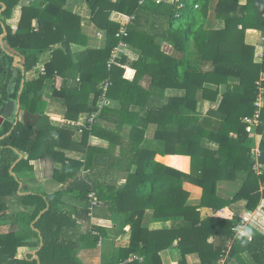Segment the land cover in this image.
I'll use <instances>...</instances> for the list:
<instances>
[{"label":"trees","instance_id":"16d2710c","mask_svg":"<svg viewBox=\"0 0 264 264\" xmlns=\"http://www.w3.org/2000/svg\"><path fill=\"white\" fill-rule=\"evenodd\" d=\"M22 1L29 4L22 5ZM67 1L0 0V109L6 101L18 100L26 111L41 114L35 127L6 122L0 132V221L5 219L10 225L7 230L0 226V264H82L79 252L96 246L106 235L101 227L82 231L79 221L84 217L88 222L101 204L108 215L123 214L125 225H130L128 231H119L130 242L122 259L137 254L142 261L123 264H161L159 253L167 249L177 251V264H188L191 254L198 255L200 264H219L224 253V264H240L239 256L247 258L242 264H264V232L245 224L240 210L231 219L219 214L239 203L244 204L243 210L255 212L264 200V140L257 145V157L243 121L255 114L257 82L264 72V55L260 63L254 62V47L245 43V33L264 32V0L143 4L139 0H83L90 11L87 26L106 31L107 41L103 50H88V58L78 63L72 62L69 47L86 46L87 39L82 19L65 10ZM16 11L19 18L12 22ZM113 12L128 16L129 23L112 22ZM210 18L222 22V28L210 29ZM55 44L65 53L52 51ZM120 45L139 51L138 58L131 61L118 53L112 59ZM46 53H52V58L45 74L26 78L23 72L32 71ZM15 56L21 58L23 72L13 65ZM144 78L147 89L139 86ZM47 79H53L54 91L43 99ZM61 79H79V87L59 86ZM222 85L224 94L219 91ZM166 90L182 91L183 96L152 106L150 99L163 98ZM103 94L121 105L115 130L102 129V122L108 125L104 117L108 109L99 103ZM52 101L66 108L67 120L74 121L82 113L94 115L87 130H81L79 141L67 128L46 129L44 111ZM201 102L218 103L216 109L207 111L204 122L198 112ZM131 106L145 108V112H128ZM211 120L217 125L210 124ZM259 122L255 132L260 136L264 99ZM150 123L155 131L148 142L160 149L147 145L145 126ZM124 124L131 126L125 136L121 134ZM91 137L107 147L90 144ZM56 148L81 153L85 160L66 158ZM14 151L26 153L27 159L19 160L18 154L9 157ZM46 159L60 164L52 173L61 185L59 190L20 194L13 174L30 171L31 161ZM237 172L245 173L238 193L231 200L219 198L217 183L234 181ZM114 176L123 178L125 184L118 187L116 181L106 180ZM184 184L201 189L199 206L186 204L189 192ZM91 194L98 203L92 212ZM74 201L83 207L69 205ZM9 205L11 212L7 213ZM199 209L212 214L201 218ZM146 210L152 212L153 222H170L171 228L142 229L141 216ZM21 248L37 250V258L33 254L16 258Z\"/></svg>","mask_w":264,"mask_h":264},{"label":"crops","instance_id":"0c3cea01","mask_svg":"<svg viewBox=\"0 0 264 264\" xmlns=\"http://www.w3.org/2000/svg\"><path fill=\"white\" fill-rule=\"evenodd\" d=\"M115 2L116 0H112ZM172 1V0H170ZM20 4L22 5H28L29 1H22ZM65 10L74 14L75 16H79L82 19L81 25H82V30L83 33L86 35L87 43L85 45H76V44H71L69 47L70 50V56L72 59L73 63H78L83 61L85 58H88V50H103V48L106 45L107 41V32L104 30L98 29L95 25H88L87 26V21L90 17V11L86 5V3L83 0H68L66 5H65ZM20 12L16 11L14 13V19L12 22H16L17 19L19 18ZM110 20L116 24L119 25H127L130 21V18L128 16H125L123 14L113 12L111 14ZM210 23L215 24V27L210 28ZM34 26L36 23L33 24ZM208 27L210 29H220L222 28V22L215 20L214 18H210L208 21ZM245 43L249 46L254 47V62L260 63L262 61V57L264 55V32H259L255 30H247L245 33ZM56 50H62L63 53L65 51L62 49V46L60 44H55L53 46L52 51ZM125 54L129 60L134 61L138 58L139 51L133 49L132 47L129 46H123L120 45L114 54ZM52 53H46L44 55H41L39 57V62L37 66L30 72H23V63L21 61V58L19 56H15L13 58V65L17 66L25 75L26 78H37L40 75V71L43 68L44 74H45V68L46 65L51 61L52 58ZM261 55V59L258 58V56ZM74 76V74H73ZM72 76V77H73ZM74 78V77H73ZM59 86L63 84V87L66 86L71 89H77L80 84V80H69V79H62L58 81ZM139 86L142 89H147L148 86V79L144 78L139 82ZM224 85L219 87L220 94H224L226 89ZM54 91V82L53 79H47L43 83V99H49L50 95ZM183 92L178 91V90H166L163 98L158 97L159 99L152 97L150 99V104L152 106L159 107L160 105L168 103L170 100L176 97H182ZM118 95V94H117ZM93 95H90L89 97V103L92 102ZM99 103L103 107H106L108 109V112H105V116L107 119L108 125L103 124L102 122V129L111 131L115 130V127L117 124V120L119 119V114L116 112H119L121 110V105L118 100H108L106 97L102 98ZM220 100V99H219ZM15 101V100H13ZM18 101V100H16ZM6 103V102H5ZM98 103V104H99ZM5 106V105H4ZM218 107V103H207V102H201L198 105V112L199 116L201 118V121L204 122L206 121V113L209 109H216ZM2 109V108H1ZM0 109V110H1ZM26 110L22 109V106L20 107V116H18V122H16V119H6L2 122L0 126V132L2 131V128L6 122H12L14 125L16 124H23L21 121V114L25 112ZM28 112V111H27ZM128 112H134L135 114L143 115L145 112V108L138 107V106H131L128 110ZM39 116V119L37 123L33 126L29 127H35L38 125L40 121L41 114L39 113H32ZM44 114L47 117L48 124L46 126V129L49 127L55 128V129H68L72 132V137L74 140L79 141L80 140V135H81V130L85 129L87 130V126H89L90 119L93 116V114H88V113H82L80 114L76 120L70 121L67 120L65 115H66V108L59 102H48ZM3 114L0 113V117H2ZM96 116V114H95ZM140 119V118H139ZM140 121V120H139ZM93 123V122H92ZM101 123V122H100ZM210 124L213 126L217 125V122L214 120L210 121ZM25 126V125H24ZM146 139H147V145L153 149H160V145L152 144V142H148L149 139H152L154 131H155V125L154 124H147L146 126ZM45 129V125H44ZM45 129V131H47ZM131 129V126L128 124H124L121 134L125 136L128 131ZM50 130V129H49ZM52 134V133H51ZM252 138V147H256L259 145L260 141L264 140V131L262 135H257L255 132L254 135L250 136ZM3 138H0V141ZM90 144L94 146H100V147H107L106 143H104L101 139L99 138H93L91 137L89 140ZM120 142L121 140L116 141V146L114 149V154L115 156L118 155L119 152V147H120ZM255 145V146H254ZM215 148H217L215 146ZM214 148V149H215ZM58 152H62L66 158L69 159H75V160H85V156L81 153H76L72 151H66V150H61L59 148L55 149ZM13 151V150H11ZM13 154H18L19 160L21 159H27V154L26 153H14L12 152L9 154L11 157ZM1 158V154H0ZM109 159V158H108ZM18 160V161H19ZM17 161V162H18ZM15 165V164H14ZM13 165V166H14ZM30 165L32 166V169L30 171H22L19 172L18 174H13L14 176L16 175L18 181H19V187H20V194H25V193H39V194H52L56 191L59 190L60 184L55 182L52 179V173L54 169H57L60 167L59 163L53 162L51 159H46V160H35L31 161ZM49 165V175L48 177L44 176L43 173V167ZM13 166L11 168V172L13 169ZM261 166H257L258 171L260 170ZM87 172V171H86ZM244 178H245V173H240L237 172L236 174V179L234 181H219L216 186V194L219 198L225 199V200H231L240 190L244 183ZM107 181H116L117 186L120 187L125 184V180L121 177L114 176V178L109 177L106 178ZM184 189L189 192V198L187 200V205L189 206H199L201 203V189L198 187H195L193 185L189 184H184ZM77 209H81L83 207V204L74 201V203L69 204ZM243 203H239L236 205H232L230 207H225L219 211V214L231 219L233 217V214L236 212V210H240V216L243 218L244 223L250 226H253L254 228H257L255 225V217H263L264 218V200H262L256 209L255 212H248L246 210L242 209ZM7 213L11 212L10 205L7 208ZM199 212L201 214V218H204L206 216L211 215V211L207 209H199ZM108 212L106 211V207L101 204V208H99L96 212H94L93 215H89L90 220L87 222V218L81 219L79 223L81 224V230L87 229V231L93 226V227H101L105 230V235L106 237L104 239H100L96 246L89 245L87 248H83L79 254L78 258L82 262V264H123L131 261H142V258L138 257L137 254H129L128 257H126L124 260L122 259L126 252L129 251L130 248V242L126 239V237H120L119 231H128L130 228V225H125V217L123 214H107ZM152 212L149 210H146L144 214L141 216V228L146 229L149 232H154V231H167L171 228V223L170 222H153L152 221ZM254 223V224H252ZM2 225L4 230H7L10 228V225L8 222L5 221V219L0 221V226ZM176 242L173 244V248H176ZM24 250L23 256L20 258L17 257L18 259H22L25 257L27 254H32L35 253L37 250H31V249H25L21 248L18 249V251ZM26 251V252H25ZM18 255V253H17ZM177 251L172 249H167L163 250L159 253L160 259H161V264H177ZM188 264H200L199 258L197 254H191L187 256Z\"/></svg>","mask_w":264,"mask_h":264},{"label":"built area","instance_id":"2783aa9c","mask_svg":"<svg viewBox=\"0 0 264 264\" xmlns=\"http://www.w3.org/2000/svg\"><path fill=\"white\" fill-rule=\"evenodd\" d=\"M147 1H153V2H160L162 0H139V4H143ZM124 31L121 29L120 30V34H123ZM117 55L116 54H113L112 55V59L115 58ZM259 59H261V55L258 56ZM112 62L109 63V66ZM256 63V62H255ZM40 75H44V70L43 68L41 69L40 71ZM264 82V72H260L259 74V79H258V82H257V90H258V93H257V97H256V101L254 103V106L256 107V111H255V114L253 115V117L251 118H245L243 121L244 123L247 125L245 130L246 132L251 136V135H254L255 134V130L257 129V127L260 125V122H259V112H260V108L262 107V103H263V99H264V87H263V83ZM108 84L105 85V89L107 88ZM103 98H104V94H103ZM93 119H94V115L91 117L90 119V123L92 124L93 122ZM251 151L253 152V154L255 156H259V150L256 147H253L251 149ZM89 197L92 199V205L91 207L89 208L90 211L92 212L93 208L96 207V205L98 204L97 203V200L96 198L93 197V195H89Z\"/></svg>","mask_w":264,"mask_h":264},{"label":"water","instance_id":"95a60500","mask_svg":"<svg viewBox=\"0 0 264 264\" xmlns=\"http://www.w3.org/2000/svg\"><path fill=\"white\" fill-rule=\"evenodd\" d=\"M20 107H21V103L19 101H13V100L6 101L5 106L0 110V113L3 114V116L0 117V126L2 122L6 119L14 118L16 119V122H18V116H20ZM38 119H39L38 115L31 114L27 111L21 114V121L25 126L35 125ZM35 253L32 254L34 255V258H37Z\"/></svg>","mask_w":264,"mask_h":264},{"label":"rangeland","instance_id":"374dc122","mask_svg":"<svg viewBox=\"0 0 264 264\" xmlns=\"http://www.w3.org/2000/svg\"><path fill=\"white\" fill-rule=\"evenodd\" d=\"M167 1H170V0H167ZM213 27H215V24H212V23H210V28H213ZM168 50V48L166 47L165 48V51H167ZM169 52V51H168ZM22 109L23 110H25V108H24V106H22ZM9 122V121H8ZM213 145V148H215V145L214 144H212ZM115 155V154H114ZM48 168H49V165H47V166H44L43 167V173H44V176L46 177H48V175H49V170H48ZM22 172V171H21ZM254 220L256 221L255 222V224L254 223H252V224H254L259 230H261L262 232H264V218L263 217H255L254 218ZM239 233L243 236V232H240L239 231ZM217 243V242H216ZM215 243V244H216ZM217 248L218 249H220L221 248V243H220V241H219V243L217 244ZM26 252V251H25ZM23 254H24V250H22V251H18V255H16V258L17 257H21V256H23ZM227 259V253H224V256L221 258V260L219 261V264H224V261ZM243 259H244V261L245 262H247V258H246V256H239V257H237L236 258V260L238 261V263H240V264H242L243 263ZM236 260H234V261H236Z\"/></svg>","mask_w":264,"mask_h":264}]
</instances>
